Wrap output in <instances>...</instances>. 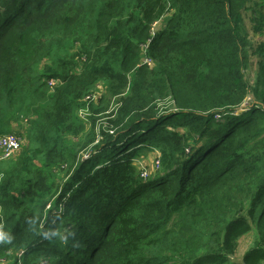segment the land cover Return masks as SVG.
I'll use <instances>...</instances> for the list:
<instances>
[{
    "label": "trees",
    "instance_id": "16d2710c",
    "mask_svg": "<svg viewBox=\"0 0 264 264\" xmlns=\"http://www.w3.org/2000/svg\"><path fill=\"white\" fill-rule=\"evenodd\" d=\"M7 129L24 140L0 163L7 264H264V0H0Z\"/></svg>",
    "mask_w": 264,
    "mask_h": 264
},
{
    "label": "rangeland",
    "instance_id": "374dc122",
    "mask_svg": "<svg viewBox=\"0 0 264 264\" xmlns=\"http://www.w3.org/2000/svg\"><path fill=\"white\" fill-rule=\"evenodd\" d=\"M255 40L258 41L259 39H255ZM249 60H250V65L245 68V74L248 76V80L250 82H252L255 79V58L251 56ZM41 103L42 102H37L35 105H33L31 112L25 118L20 119L19 123L21 124V126L27 127L28 125H31L35 121V119L37 117L36 111L40 109ZM116 107H117V103H116V99H115L111 103V109H116ZM241 107L242 108H240L239 110L236 111L237 114H240L246 110V109H244L246 107V105L244 103L242 104ZM76 118L78 119V120L76 119L77 123H79L80 125L81 124L84 125V127H83L84 130L78 139L68 138V142H67V144H65V147H64V152H67V150H68L69 153H74V155H77V158L80 157V158L85 159V158H88L89 153H87L85 150H83L82 144L85 140L86 134L89 131L90 121L87 120V117L81 118L78 115H76ZM215 118L219 119L218 116H215ZM102 122L104 125H107L106 121L102 120ZM12 123L13 122H11L10 126L12 125ZM20 124H19V126H16V128L19 129L18 131L22 132L23 127L21 128ZM10 132H12V131L11 130L1 131L0 137L2 135L8 134ZM149 155L151 156V151L148 152L147 156H149ZM145 164H146V170L149 171L148 173L150 174L151 177H153L155 174L152 172V170H150L151 169V161H149V159H148V160H146ZM61 166H63V168L61 167V169H59L57 171V174H56L57 178L56 179H61L65 173L66 165L64 164ZM148 179H149V177L146 180H148ZM254 235L256 237V233L251 232L250 234L245 235L243 238H241L239 240L240 241V244H239L240 251L247 248L249 245L252 244V241L254 239ZM236 255H237V253H236ZM237 256H239V255H237ZM7 262H8L7 258H3L0 260L1 264H7Z\"/></svg>",
    "mask_w": 264,
    "mask_h": 264
},
{
    "label": "built area",
    "instance_id": "2783aa9c",
    "mask_svg": "<svg viewBox=\"0 0 264 264\" xmlns=\"http://www.w3.org/2000/svg\"><path fill=\"white\" fill-rule=\"evenodd\" d=\"M162 27L161 25V19H157L153 23L150 24L149 30H148V39L146 42L141 45L142 47V53L144 56L143 64H146L148 66H152L154 64L153 60L146 55H148V47L151 44L152 40L157 35L158 31ZM49 85H52V82L48 83ZM97 88L100 89V86L97 85ZM100 91V90H99ZM91 93L85 97V102H87V105L85 107L77 109V115L81 118H86L90 115L88 103L90 101L96 102V100L99 98L100 92ZM23 138L14 132H10L8 134L2 135L0 137V163L5 162L9 159H11L20 149L21 145L23 144ZM159 151L156 149H153L150 156L151 161V168L153 169V172L156 173L159 171L160 168V157H159ZM136 166L141 170L140 172V178L143 180H146L148 177H150L149 171L146 170V161L145 160H137ZM0 216H1V209H0ZM22 252L18 254L20 256Z\"/></svg>",
    "mask_w": 264,
    "mask_h": 264
},
{
    "label": "crops",
    "instance_id": "0c3cea01",
    "mask_svg": "<svg viewBox=\"0 0 264 264\" xmlns=\"http://www.w3.org/2000/svg\"><path fill=\"white\" fill-rule=\"evenodd\" d=\"M243 238V237H242ZM239 244H240V241H239ZM252 245V244H251ZM251 245H249L247 248H245V249H243V250H241L240 251V249H239V245H238V249H237V255H239V256H237L236 254H235V258L236 259H238V260H241L242 259V257H243V255L245 254V252L251 247Z\"/></svg>",
    "mask_w": 264,
    "mask_h": 264
},
{
    "label": "clouds",
    "instance_id": "9594fccd",
    "mask_svg": "<svg viewBox=\"0 0 264 264\" xmlns=\"http://www.w3.org/2000/svg\"><path fill=\"white\" fill-rule=\"evenodd\" d=\"M153 23V22H152ZM15 133V132H14ZM137 160H140V159H137ZM137 160H135V162L137 161ZM146 161V160H145ZM149 161H150V159H149ZM136 164V163H135ZM138 168V167H137ZM139 169V168H138ZM139 171V170H138ZM143 180V179H142ZM143 181H145V180H143Z\"/></svg>",
    "mask_w": 264,
    "mask_h": 264
},
{
    "label": "bare ground",
    "instance_id": "6f19581e",
    "mask_svg": "<svg viewBox=\"0 0 264 264\" xmlns=\"http://www.w3.org/2000/svg\"><path fill=\"white\" fill-rule=\"evenodd\" d=\"M218 116V115H217ZM219 117V116H218ZM140 172H141V170H140ZM145 181H147V180H145Z\"/></svg>",
    "mask_w": 264,
    "mask_h": 264
}]
</instances>
